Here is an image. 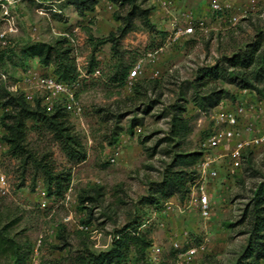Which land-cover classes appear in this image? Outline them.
I'll return each mask as SVG.
<instances>
[{
    "label": "rangeland",
    "instance_id": "obj_1",
    "mask_svg": "<svg viewBox=\"0 0 264 264\" xmlns=\"http://www.w3.org/2000/svg\"><path fill=\"white\" fill-rule=\"evenodd\" d=\"M206 1L177 0L174 11L192 10L207 31H196L165 47L151 61L146 53L164 43L170 24L152 0H144L141 5L153 6L149 17L162 33L143 28L136 19V27L120 39L122 57L117 68L113 67L116 57L111 56L110 43L96 46V74L87 71L95 42L89 40V35L101 38L116 30L120 24L114 17L116 4L111 0L98 1L92 11L93 28L80 25L84 23V15L72 0L54 3L62 12L53 13L51 23L37 14L36 5L30 1L17 8L14 15L18 32L7 33L5 44L0 38V79L7 84L21 78L27 63L45 70L35 58L20 64L16 55L20 42L31 38V26H37L40 40L47 42L58 37L51 25L69 30L78 27L77 38L82 39L78 51L82 60L78 64L84 76L76 98L81 111L79 114L68 111L67 117L86 152L83 160L69 161L51 133L29 123L30 148L39 155L49 153L56 171L69 170L71 174L67 189L61 195H50L39 174L33 179L32 167L23 170L19 160L9 153L2 139L3 132L0 133V170L6 174L10 186L8 194L0 192V228L20 245L21 251L29 248L41 233L45 241L40 264H73L83 241L78 234L79 225L89 226L91 232L81 231L87 234L90 247L105 249L117 236V229L136 218L139 228L148 232L152 242L146 250V259L136 260L130 252L126 264H174V239L185 240L183 246H199L190 264H232L239 256L249 227V217L242 214L254 186L264 177V152L244 156L241 167L233 174L227 173L225 166L221 167L220 178L208 184L213 201V215L208 220L196 211H180L185 195L181 196L179 188L159 186L165 174L178 172L183 176L195 169V162L189 160L191 152L197 151L202 128L208 125L213 108L208 96L219 92L220 100H237L243 95L241 84L245 76L260 90L251 88L255 91L253 96L264 99V76L254 77L256 66L243 68L229 63V58L256 41L260 50L264 48V0H227L238 13L248 10L246 17L236 24L217 18ZM126 8L120 13L124 14ZM1 16L0 11V33L6 30ZM138 59H142L143 68L135 83L146 80L141 96L134 93V85L128 89L119 79L110 80L113 71L116 77L120 76L124 67L128 71ZM215 63L222 66L219 76L197 80L198 70ZM48 72L51 73V67ZM227 92L233 97H228ZM179 104L186 108L183 116L188 120L189 130L185 136H172L170 117ZM112 149H116V160L109 162L107 158ZM185 184L190 185L191 181L188 179ZM171 191V195H166ZM81 195L92 198L81 203ZM149 196L158 199L157 204L150 203ZM167 200L171 204L164 211ZM50 230L53 235H45ZM60 232L63 238L59 237ZM64 242L67 245L61 248ZM3 246L0 245V264H13L12 254Z\"/></svg>",
    "mask_w": 264,
    "mask_h": 264
},
{
    "label": "trees",
    "instance_id": "obj_2",
    "mask_svg": "<svg viewBox=\"0 0 264 264\" xmlns=\"http://www.w3.org/2000/svg\"><path fill=\"white\" fill-rule=\"evenodd\" d=\"M71 1V0H67ZM75 8L81 15L86 12L95 10L99 0H72ZM117 5L118 9L114 12L115 19L120 21L115 31H110L107 36L101 38H93L89 35V40H95L90 53L88 72H92L97 65L95 58L96 46L104 43H110V52L112 57H116L113 64L114 69L120 65L122 52L120 51V39L129 31L136 27L135 20L138 19L139 24L149 31H159L156 25L150 19V11L153 6H142L144 0H111ZM127 6L126 12L121 14V10ZM58 14V13H55ZM60 15V14H59ZM162 33V31H159ZM164 33V32H163ZM17 48V47H16ZM16 55L19 58V63L36 59L41 68L48 70L51 67V73L61 80H71L77 76V70L73 57L71 56V47L67 38L58 36L53 42L42 40L25 39L20 42ZM229 63L233 66L248 67L256 66L253 69L256 79L264 76V48L260 50L259 42H254L240 54L233 55L229 58ZM30 64L27 63L24 70ZM222 66L215 63L211 66H206L198 70L197 80L203 78L217 77L220 75ZM127 74V68L124 67L120 76L116 77V71L112 72L110 80L119 79L124 83V78ZM145 79L137 80L133 86L136 96L144 95L142 87H144ZM200 83V82H199ZM197 83V84H199ZM241 87L255 88L252 81L248 77H243ZM258 92L257 88H255ZM215 94V95H214ZM228 97H233L228 92ZM220 93L214 92L213 96H208L214 106L219 102ZM204 99V98H203ZM154 102V101H153ZM0 104L9 106L10 108L2 113L1 123L3 127L2 139L6 142L9 153L19 160V164L23 170L29 166L33 169V179L36 175L42 178L47 194L61 195L68 187L71 179L69 170L56 171L51 162L50 154H36L28 145L27 131L31 126L42 128L52 134V137L59 144L60 150L69 161L79 162L86 156L85 148L82 139L74 130L73 125L69 122L67 113L63 105V100L55 102L51 109H48L40 98H35L32 102L27 101L21 91H9L6 88L5 81L0 79ZM170 117L169 133L172 136H185L188 128V120L183 116L186 108L182 105H176ZM134 123L131 121L130 127ZM190 162L198 160L199 152H191ZM252 152L244 155L246 158ZM245 158V159H246ZM166 176L160 182V188L166 186L172 189V186L179 188L181 196L184 197L188 191L189 185L185 184L188 179L191 181L195 175V169L183 174L173 172L165 174ZM161 190V189H160ZM173 192H168L166 195H171ZM91 196H80V202H89ZM148 201L156 203L158 199L149 196ZM86 207V206H83ZM243 217H249V227L245 239V246L239 256L232 264H263L264 262V177L253 188L251 197L247 202ZM89 221V220H88ZM139 221L134 218L117 229V236L113 237L111 243L105 249H94L87 242V234L78 230L82 238L81 247L77 249L73 264H126L129 259V253L132 252L136 260L146 259V250L151 245V238L147 231L139 228ZM63 229V226H62ZM5 229L0 228V245H4V249H8L13 256V264H26L31 251L32 244L29 248L20 250V245L12 238L6 235ZM60 238L63 234L60 232ZM67 245L64 242L60 247Z\"/></svg>",
    "mask_w": 264,
    "mask_h": 264
},
{
    "label": "built area",
    "instance_id": "obj_3",
    "mask_svg": "<svg viewBox=\"0 0 264 264\" xmlns=\"http://www.w3.org/2000/svg\"><path fill=\"white\" fill-rule=\"evenodd\" d=\"M26 1L34 3L37 14L51 23L52 14L62 12L61 8L56 7L54 3L64 0H0L1 18L6 23V30L0 33L3 44L6 43L7 33L18 32L19 28L14 14L17 8ZM206 2L208 9L217 18H223L230 24H236L240 18L246 17L248 14L247 9L241 13L234 11L227 0H207ZM152 3L160 15L168 20L170 29L164 43L146 53L149 60H154L156 55L165 47L193 35L196 31H207L202 20L196 18L192 10L174 11L177 0H152ZM93 20L94 14L86 12L83 19L84 23L80 25L93 28ZM77 29L78 27L69 30L51 25L52 32L57 36L67 38L71 47L77 64V76L74 79L61 80L46 69L40 70L29 65L19 80L8 84L5 82L6 88L9 91L23 92L25 99L30 102L35 98H40L48 109H51L55 102L63 100V105L67 111L79 114L81 106L76 98V90L84 72L78 64L82 60L78 52L80 45H82V39L77 38ZM29 34L32 40H40L37 26H31ZM142 68V59H138L132 64L124 78L123 84L126 88H132L136 77L142 73ZM96 73H98V69L92 71V74ZM241 91L243 95L237 100L222 99L215 104L209 114L207 127L202 128V135L197 144L199 157L195 163V175L179 206L182 213L196 211L203 219H210L213 215V201L208 184L210 181L220 178L221 167L225 166L227 173L233 174L241 167L246 153L250 151L253 153L256 151L264 152V99L258 96L254 97L255 91L251 88L243 87ZM9 108V106L0 104V133L3 132L2 113ZM116 155V149H112L107 160L114 162ZM9 187L6 174L0 170L1 194H8ZM170 204L169 200L164 202V211L165 209L168 210ZM78 228L91 232L87 224H81ZM46 234L53 235V230L45 232ZM44 241V235L41 233L33 240L26 264H40L41 248ZM184 241L180 239L172 241V247L176 252L174 264H190L198 251L199 246H183Z\"/></svg>",
    "mask_w": 264,
    "mask_h": 264
},
{
    "label": "crops",
    "instance_id": "obj_4",
    "mask_svg": "<svg viewBox=\"0 0 264 264\" xmlns=\"http://www.w3.org/2000/svg\"><path fill=\"white\" fill-rule=\"evenodd\" d=\"M214 190V189H213Z\"/></svg>",
    "mask_w": 264,
    "mask_h": 264
}]
</instances>
